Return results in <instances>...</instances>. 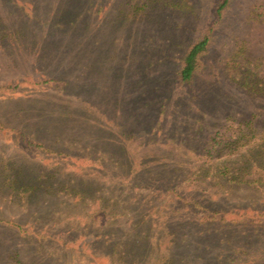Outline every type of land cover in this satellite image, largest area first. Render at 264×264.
I'll return each mask as SVG.
<instances>
[{"label": "rangeland", "instance_id": "374dc122", "mask_svg": "<svg viewBox=\"0 0 264 264\" xmlns=\"http://www.w3.org/2000/svg\"><path fill=\"white\" fill-rule=\"evenodd\" d=\"M215 2L0 0V264H107L94 228L143 217L149 262L224 264L182 217L264 212V0H230L179 82ZM228 230L264 264V223Z\"/></svg>", "mask_w": 264, "mask_h": 264}, {"label": "trees", "instance_id": "16d2710c", "mask_svg": "<svg viewBox=\"0 0 264 264\" xmlns=\"http://www.w3.org/2000/svg\"><path fill=\"white\" fill-rule=\"evenodd\" d=\"M229 2L230 0H216L213 7L212 22L207 25L205 30L184 51L176 73L179 82L190 81L196 71L202 66L201 57L208 50L214 26L220 20L223 10ZM254 86H256L255 83ZM257 86H259L257 88L260 90L258 92L260 93L259 95L264 97V82H261ZM213 142L212 146L219 145L218 141L214 140ZM195 204H198L197 201H195ZM209 206L212 207H209L212 212H206V214L200 217H196L195 212H192L187 218L182 217L185 222H191L190 224L194 226L190 228L187 233L188 235L183 236L181 241H185L186 246L190 245L198 249V252L205 254L211 252L219 260L217 261L219 263L224 262V264H229L231 261V264H242L241 259L237 263V259L231 257L232 250L229 248L234 243L231 240L233 232L228 229L242 223H247L249 226H258L260 223H264V212H255V214L247 217V219H243L244 222H241L229 218L228 211L218 208L217 204H209ZM103 217L106 218V215ZM106 220L104 219V221ZM143 222L144 217L140 218V223L132 226L129 231L122 230L120 233V229L108 226L107 222L105 227L94 228V236H91L96 237V239L92 245H89L90 247H87L91 253H100L101 256L108 259L107 264H180L179 261L174 260L166 251L156 261L149 262V247L146 245V241H144V230L140 227ZM153 232L155 233L156 231ZM125 235H127L126 238L123 237ZM139 240H142V242H138ZM86 256L89 259L91 258L90 253H87ZM250 261H253V259H250Z\"/></svg>", "mask_w": 264, "mask_h": 264}]
</instances>
